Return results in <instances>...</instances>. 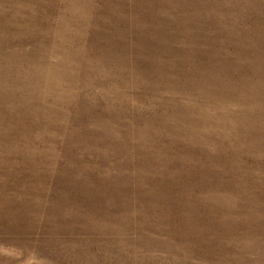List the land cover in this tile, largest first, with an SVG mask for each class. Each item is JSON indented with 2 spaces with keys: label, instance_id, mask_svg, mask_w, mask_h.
I'll use <instances>...</instances> for the list:
<instances>
[{
  "label": "rangeland",
  "instance_id": "374dc122",
  "mask_svg": "<svg viewBox=\"0 0 264 264\" xmlns=\"http://www.w3.org/2000/svg\"><path fill=\"white\" fill-rule=\"evenodd\" d=\"M0 264H264V0H0Z\"/></svg>",
  "mask_w": 264,
  "mask_h": 264
}]
</instances>
